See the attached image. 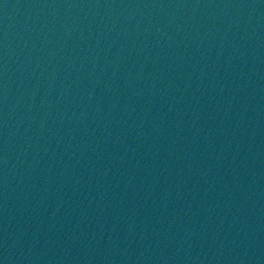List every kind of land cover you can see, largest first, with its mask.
<instances>
[{
	"label": "water",
	"instance_id": "1",
	"mask_svg": "<svg viewBox=\"0 0 264 264\" xmlns=\"http://www.w3.org/2000/svg\"><path fill=\"white\" fill-rule=\"evenodd\" d=\"M0 264H264V0H0Z\"/></svg>",
	"mask_w": 264,
	"mask_h": 264
}]
</instances>
